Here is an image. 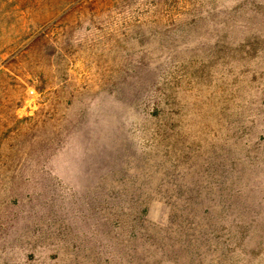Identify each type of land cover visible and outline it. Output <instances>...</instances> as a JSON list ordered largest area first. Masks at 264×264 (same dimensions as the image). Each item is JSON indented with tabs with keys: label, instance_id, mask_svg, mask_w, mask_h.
<instances>
[{
	"label": "rangeland",
	"instance_id": "374dc122",
	"mask_svg": "<svg viewBox=\"0 0 264 264\" xmlns=\"http://www.w3.org/2000/svg\"><path fill=\"white\" fill-rule=\"evenodd\" d=\"M0 264H264V0H0Z\"/></svg>",
	"mask_w": 264,
	"mask_h": 264
},
{
	"label": "built area",
	"instance_id": "2783aa9c",
	"mask_svg": "<svg viewBox=\"0 0 264 264\" xmlns=\"http://www.w3.org/2000/svg\"><path fill=\"white\" fill-rule=\"evenodd\" d=\"M29 94H30V95H32V94H33V92H32V91H30V92H29Z\"/></svg>",
	"mask_w": 264,
	"mask_h": 264
}]
</instances>
